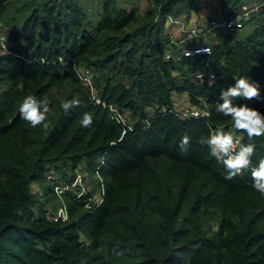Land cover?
Wrapping results in <instances>:
<instances>
[{"label": "trees", "instance_id": "trees-1", "mask_svg": "<svg viewBox=\"0 0 264 264\" xmlns=\"http://www.w3.org/2000/svg\"><path fill=\"white\" fill-rule=\"evenodd\" d=\"M124 1L0 0L9 43L0 51V264H264V195L250 171L226 180L198 143L210 128H231L256 144L253 164L264 158V136L249 141L216 110L241 77L264 97V0H216L229 11L259 2L263 15L249 32L213 29L210 55L172 49L169 58L167 17L195 10L196 0H149L142 10ZM73 62L91 68L97 94L127 126L90 100ZM195 65L215 77L194 79ZM171 91L203 102L206 114L177 115ZM28 95L51 101L47 129L21 119ZM69 100L79 105L66 114L60 104ZM235 103L264 113V100ZM84 112L93 113L90 127L80 124ZM77 172L99 181V203L84 206L90 190L54 193ZM58 207L65 219L52 218Z\"/></svg>", "mask_w": 264, "mask_h": 264}, {"label": "clouds", "instance_id": "clouds-1", "mask_svg": "<svg viewBox=\"0 0 264 264\" xmlns=\"http://www.w3.org/2000/svg\"><path fill=\"white\" fill-rule=\"evenodd\" d=\"M202 51L211 54L209 48ZM186 55H190V53H186ZM237 99L264 100V97L261 96L259 83L247 77L236 79L234 84L221 91L220 101L222 102L216 105V110L223 116L230 117L232 128L237 132L245 133L249 141L255 137L264 136V113L250 108L247 104L235 103ZM50 104L51 101L47 97L38 99L34 95L25 96L19 106V115L33 128L47 129V121L53 111ZM78 105L79 101L69 100L62 102L60 108L67 114L73 106ZM93 119V113L84 112L80 124L82 127H90L93 124ZM198 143L207 145L209 155L223 164L226 170L224 177L226 180H232L237 176H242L245 171H250L251 187L264 195V158H260L256 164H253L252 158L256 154L254 142L244 144L231 130L210 128L207 138L201 137ZM190 145L191 137L182 136L179 142L180 150L186 152Z\"/></svg>", "mask_w": 264, "mask_h": 264}, {"label": "built area", "instance_id": "built-area-1", "mask_svg": "<svg viewBox=\"0 0 264 264\" xmlns=\"http://www.w3.org/2000/svg\"><path fill=\"white\" fill-rule=\"evenodd\" d=\"M244 5H240L237 10L232 12L229 16H213L207 20L205 24L202 23H196L192 27L189 28L190 30V37L191 36H196L199 31H203L204 29L210 30V29H225V30H235L239 29L242 27V22L245 21L250 17V12L253 9H256V7L260 6L262 3L252 1L249 4L243 3ZM181 18V16H180ZM172 17L168 16L167 21H171ZM205 27V28H204ZM9 43L5 40L3 34L0 32V51H8ZM172 48L176 49L178 51L179 57L181 56H190L194 53H206L202 51L203 49L209 48L206 43L202 42H196L190 45H187L186 48L180 46V45H175L171 40L170 44L168 47L165 49L163 52V56L165 58H169L172 55ZM186 53H190V55H186ZM73 69L76 74L77 79L83 86L88 90L89 98L93 103L100 104L102 106H105L108 108L110 111L111 116L121 125L127 126L125 122V117L121 112L111 103H106L104 100H102L99 95L97 94L94 84H93V74L91 68L74 63L73 62ZM191 75L194 79L197 80H211L215 77L214 73L206 68L205 65L199 66L196 68L194 71L191 72ZM250 78L251 77H247ZM252 81H255L254 79H251ZM171 109L179 116H187V115H194L198 113L199 115H204L206 114L205 108H204V103L202 102L200 106L198 104L193 105L190 104L187 100V96L185 93L182 94H177L176 92L171 91ZM236 136L239 137L238 134H235ZM49 172V171H48ZM47 172V174H48ZM56 177L55 175H53ZM52 178L53 177H49ZM83 179L81 177L80 173H76L74 175V178L71 180V182H64L63 184L61 183H54L53 184V191L56 193V195L61 194L65 189H73L74 186L79 185V181ZM82 192V190H79V192L76 195H79ZM90 200H93L95 204L99 203L101 200V195L100 192L96 196H93V199H87L84 198V206L89 207L91 202ZM53 219L59 218V219H65L66 218V212L63 207H58L55 214L52 217Z\"/></svg>", "mask_w": 264, "mask_h": 264}, {"label": "rangeland", "instance_id": "rangeland-1", "mask_svg": "<svg viewBox=\"0 0 264 264\" xmlns=\"http://www.w3.org/2000/svg\"><path fill=\"white\" fill-rule=\"evenodd\" d=\"M122 1H124V0H122ZM124 3H126V4L130 3L132 5H135L138 10H142L149 3V0H125ZM246 4H249V3H245V5ZM242 5H244V4H242ZM206 6H207V4H206ZM207 8H208V6H207ZM227 10H228V8H227ZM191 11L196 12V9L191 10ZM187 13H180V14L174 15L172 17L171 21L170 22L168 21L169 23L167 25V32H166L167 36H169L170 40L176 46L180 45L184 48H186V46L188 44H193L196 42H202V43L207 42V40H209V37H210V32L213 30L212 29H210V30L204 29L203 31H199L196 36L190 37L189 28L192 27L195 23H197V21H196L197 17L195 15H193L192 13H190V16H187L186 15ZM262 15L263 14L260 11V7L259 6L256 7V9H253L250 12V17L242 22V27L239 29H235L233 31L236 33L249 32L252 29V27L254 26V23L256 21L255 20L256 16L258 18H261ZM180 16H181V18H180ZM205 22H206V20H204V22L202 24H205ZM0 32L3 33L1 30H0ZM198 67H199L198 65H195L191 68V70L194 71ZM92 74H93V72H92ZM251 79H253V78H251ZM177 94L179 95L182 93H177ZM121 114H122V112H121ZM229 130H231L233 132V130L231 128L226 129L224 131H229ZM77 173H79V172H77ZM53 175H55L57 177V175H56V173H54V171L49 170L47 176L55 178ZM51 181H52V179H51ZM36 187H37V185L35 183H33L31 189L35 193L38 192ZM99 187H100V183L98 180H96L94 177L84 175V178L79 181V185L74 186L73 189H75L76 194L79 192V190H82V194H84L86 190H90L92 192V194L90 195V199H93V196H96L98 194ZM77 189H79V190H77Z\"/></svg>", "mask_w": 264, "mask_h": 264}, {"label": "crops", "instance_id": "crops-1", "mask_svg": "<svg viewBox=\"0 0 264 264\" xmlns=\"http://www.w3.org/2000/svg\"><path fill=\"white\" fill-rule=\"evenodd\" d=\"M196 3H197L196 12L189 11L186 15L190 16V13L195 15L197 17V19H196L197 23H203L204 20H206V22H207V20L213 16H224V17H226V16H229L233 12V10L228 11L227 8L220 9L215 0H196ZM206 4H207L209 9L207 8ZM168 23L169 22L166 21V23L164 25V32L165 33L167 32ZM188 45H190V44H188Z\"/></svg>", "mask_w": 264, "mask_h": 264}]
</instances>
